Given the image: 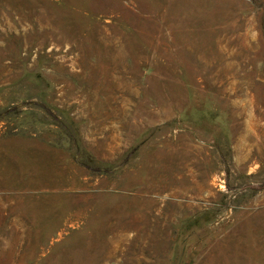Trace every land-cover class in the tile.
<instances>
[{"label": "rangeland", "instance_id": "374dc122", "mask_svg": "<svg viewBox=\"0 0 264 264\" xmlns=\"http://www.w3.org/2000/svg\"><path fill=\"white\" fill-rule=\"evenodd\" d=\"M0 264H264V0H0Z\"/></svg>", "mask_w": 264, "mask_h": 264}, {"label": "trees", "instance_id": "16d2710c", "mask_svg": "<svg viewBox=\"0 0 264 264\" xmlns=\"http://www.w3.org/2000/svg\"><path fill=\"white\" fill-rule=\"evenodd\" d=\"M104 164L106 165V170H110L111 169V167H112L111 163L104 162Z\"/></svg>", "mask_w": 264, "mask_h": 264}]
</instances>
